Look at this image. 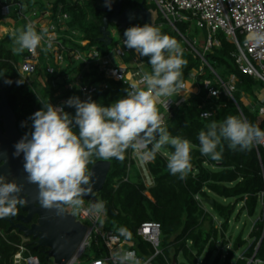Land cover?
Returning <instances> with one entry per match:
<instances>
[{
	"label": "trees",
	"instance_id": "obj_1",
	"mask_svg": "<svg viewBox=\"0 0 264 264\" xmlns=\"http://www.w3.org/2000/svg\"><path fill=\"white\" fill-rule=\"evenodd\" d=\"M12 1L23 3L28 12L36 11L38 15L45 11H51L54 14L53 18H56L58 13L69 14L68 29L61 31V39L68 48L89 49L98 45L104 53L111 48H106L98 41L102 35L100 28L105 15L101 8L102 0H8ZM143 2L146 5L147 0H123V8H137ZM4 3L5 0H0V32L2 26L14 28L16 32L28 24L18 14L19 5H13L9 18L5 17L2 13ZM147 8L149 9L148 6ZM110 27L117 28L114 24H110ZM155 27L179 43L183 50V59L186 61L180 82L188 80L191 71L199 68L201 60L181 45L179 34L167 22H156ZM178 28L185 32L187 24L180 23ZM119 33L123 37L124 31L120 30ZM12 34L13 32L9 31L0 36V72L5 73V79L13 81L11 85H7L0 80V99L2 92L5 91L16 114L20 132L30 131L28 123L31 121L28 117L39 110L42 103L50 102L63 106V100L71 96H79L84 100L77 85L70 87L78 77L84 83L98 85V90L90 95L97 103L107 106L126 95L125 89H129V85L124 81L106 77L95 63L85 69L82 62L67 54L69 64L55 74L48 73L46 61L43 62L45 66L41 71L47 73L45 78L47 90H40L41 94H38L34 91L32 83L28 84L19 74L17 64L28 57L29 52L26 49L22 53L13 51L15 45ZM218 35L221 45L208 52L206 58L225 80L233 74L236 75L238 82L234 96L239 105L224 94L208 98L207 90L201 87L198 92L187 96L185 101L173 108L172 115L164 126L171 136L187 138L191 142V170L185 179L181 180L169 173L167 160L172 151L170 146L163 147L157 152L155 159L147 163L153 177V185L150 187L147 186L136 160L131 157L132 147L126 149L123 160L93 156L87 165L89 173L95 162L111 161L107 181L99 193L106 210L104 226L107 230L132 231L135 248L142 256L150 255L154 250L150 243L137 234V231L144 222H159L163 233L161 246L172 261L176 259L180 263L179 256L183 255L190 264H198L201 257H204L201 264H255L249 263L255 254L256 259L264 261V238L258 246L264 228L262 221H257L251 232V238L254 239L251 243L239 234L234 239V247L227 251L225 258L221 250L228 242L226 236L232 219L234 217L238 219L243 212L253 216L259 206V193L264 190V149L260 147L258 150L254 144L249 150L233 151L227 147V142H224L222 158L218 161L203 156L199 150L198 133L206 130L212 121L222 122L228 115H239L264 129V118L258 114V105L254 103L257 101V90L262 83L239 68L233 54L236 45L224 32H219ZM84 42L87 44L84 45ZM140 60L145 63L146 71L151 69L148 57H140ZM50 61L59 68L60 64L53 55ZM39 67L41 68V65ZM205 77L211 78L213 74L209 72ZM17 80L23 83L17 85ZM104 84H108V87ZM244 95L251 98L252 105H247L242 100ZM65 111L73 115L75 113L73 108L66 106ZM204 111L212 112V115L205 119L202 117ZM150 148L151 145L148 149ZM208 200H213V204ZM20 241L21 233L11 228L7 219L0 218V264H13L12 257L17 251L15 244ZM29 246L44 264L47 249L31 243ZM244 246H246L244 258H236L238 250ZM102 251L97 257L102 255ZM162 260L159 257L156 263L158 264V261L162 263Z\"/></svg>",
	"mask_w": 264,
	"mask_h": 264
},
{
	"label": "clouds",
	"instance_id": "obj_2",
	"mask_svg": "<svg viewBox=\"0 0 264 264\" xmlns=\"http://www.w3.org/2000/svg\"><path fill=\"white\" fill-rule=\"evenodd\" d=\"M113 2L105 0V7L111 10ZM12 35L15 53L33 50L42 40L31 23ZM123 37L127 49L148 57L151 72L140 74L139 84L143 87L132 84L130 89H125V96L107 106L91 97L82 100L79 96L69 97L63 106L42 103L28 117L31 130L14 145L13 156L22 155L23 170L28 181L37 185L43 207L63 203L78 210L82 206L90 177L87 165L93 156L123 160L126 149L132 147L146 150L145 159H155L157 152L170 146L169 173L183 180L191 170V142L171 136L156 106L158 98L171 97L183 88L180 77L186 61L182 48L175 38L150 23L127 27ZM0 80L7 85L13 83L5 79L3 72ZM22 83L16 81L17 85ZM65 106L73 108L74 115L65 111ZM209 116L210 112H202L203 118ZM197 138L201 154L218 161L222 158L224 142L233 151L249 150L254 144L264 143V129L239 115H228L222 122L209 123ZM20 192L15 181L0 175V218L16 214L17 204L24 203ZM104 207L102 201L92 205L97 212ZM113 264H142V261L132 252H117Z\"/></svg>",
	"mask_w": 264,
	"mask_h": 264
},
{
	"label": "built area",
	"instance_id": "obj_3",
	"mask_svg": "<svg viewBox=\"0 0 264 264\" xmlns=\"http://www.w3.org/2000/svg\"><path fill=\"white\" fill-rule=\"evenodd\" d=\"M149 1L156 3L165 22L179 34L182 42H186L190 48L189 50L201 60L199 68L193 69L189 79L182 82L183 88L178 89L171 97H161L157 99L156 106L161 105L163 107V111L159 112L163 125H165L168 118L171 117L173 108L185 101L187 96L198 92L201 87L207 90L208 98L219 97L224 94L229 99L233 100L236 105H239V102L234 96L238 82L236 75L233 74L229 79L225 80L206 58L208 52L213 51L221 45V40L218 35L219 32H224L228 39L236 45V51L233 54L239 68L261 82L264 87V38H262L264 37V0ZM13 5H19L18 14L20 17L24 18L28 24H33L37 32L42 36L40 45L33 50L26 49L29 52V56L17 64L19 74L28 84H31L30 78L38 71L40 58L43 55V51L47 49L50 52V56H47L48 65L46 66V71L48 73L55 74L58 70L67 66L69 64L66 57L67 54L71 58L82 62L85 65V69H88L93 63L97 64L99 70L104 72L106 77L117 81H124L129 85V89L132 84H138L140 87H143V85L139 84L140 74L143 72H151V69L146 71L144 69L145 63L140 60V56L135 50L127 49L124 46V37H121L120 44H116L113 48L111 45L114 43V38L110 46L107 47L104 44L108 49L111 47L107 53H104L98 45L89 49L68 48L61 39V31L68 29L67 21L69 20V14L58 13L56 18H53L54 14L51 11H45L38 15L36 11L28 12L27 7L21 2H8V0H5V3L2 5V13L5 17L9 18ZM149 10L152 11L151 9ZM180 23L187 24L185 31H188V27L192 23L196 24L197 27L207 29L209 35L203 41V49L197 47L196 40H190L185 32L180 31L178 28ZM152 25H156L154 15ZM2 28L5 29L4 35L9 31L14 33V28L7 26H2ZM110 30L112 36L115 29L110 28ZM240 36L244 37V39L242 40ZM83 44L86 45L87 42ZM127 54L133 56V60L136 64L130 66L129 64H123L119 61V58L121 59L127 56ZM52 55L59 62V68H56L50 62ZM208 69L209 72L213 74L211 78L205 77ZM74 84L81 90L83 99H88L90 95L98 90V85L84 83L80 77H78L75 83L70 85V87L74 86ZM104 86L108 87V84H104ZM242 100L247 105L253 104L248 101L246 96H243ZM64 101L66 100H63V102ZM254 103L258 105V114L264 118V110H262L264 109V90L261 92L259 91L257 101ZM56 106L62 105L58 104ZM211 115L212 112H210V116ZM255 146L258 150L260 147L264 149V143L255 144ZM131 150V157L136 160L139 168L145 171L147 186H152L153 177L147 168L148 159L144 158V152L146 150H137L134 148ZM82 199L83 204L78 210H74L70 205H66L68 212L73 214L77 221L85 224L88 229L82 244L72 258L65 264H113V256L117 252H132L137 258L141 259L142 264H157L156 260L159 257H162L167 264H174V261L167 257L161 246L163 238L161 223L144 222L139 227L137 234L141 236L143 240L150 243L154 250L151 255L140 256L135 248L134 233L132 231L100 229L99 223L106 217V210L104 207L102 211L97 212L92 208V205L101 200H98L94 195L90 198ZM259 205L261 206V215L257 221H262L264 223V190L259 193ZM263 238L264 228L258 246ZM226 239L228 240L226 246L221 248L223 251V258H225L227 251L234 247V240L231 239L229 233ZM253 240L254 239H252V241ZM100 241L103 242L105 250L102 251V255L87 261H82V256L89 249H92L94 243L99 244ZM29 243L34 244L32 238L21 235V241L15 244L17 251L12 257L13 264H42L39 256L32 252ZM255 256L256 254L249 260V263L264 264V261L259 258L256 259ZM236 258H244V252L240 255H238L237 252ZM54 261L55 264H60L57 263L55 259ZM177 264L180 263L177 262ZM198 264H201V261Z\"/></svg>",
	"mask_w": 264,
	"mask_h": 264
},
{
	"label": "water",
	"instance_id": "obj_4",
	"mask_svg": "<svg viewBox=\"0 0 264 264\" xmlns=\"http://www.w3.org/2000/svg\"><path fill=\"white\" fill-rule=\"evenodd\" d=\"M102 1L104 2L102 10L105 15L100 28L102 35L98 41L107 47L113 42L110 24L116 25L119 31H124L133 24L153 23L152 11L146 7L144 2L137 8L124 9L123 0H118L112 3L111 10H109L105 7V0ZM16 119L9 97L3 91L0 99V121L3 122V129H0V175L12 177V180L20 186L19 195L24 201L22 204L24 214L16 217L20 223H13L15 215L7 220L11 228L18 229L25 236L31 237L34 244L47 247L49 249L48 258L53 257L57 263L65 264L82 244L88 228L68 212L66 204L56 203L51 207H43L40 203L37 185L28 181L23 170L22 155L13 156L15 143L24 136L18 129ZM111 166L110 160H99L92 165L89 171V184L85 186L87 195L82 198H90L103 190ZM208 202L213 204V200H208ZM34 215L38 216V222L27 226L26 223H30ZM174 264H177L176 259H174Z\"/></svg>",
	"mask_w": 264,
	"mask_h": 264
},
{
	"label": "rangeland",
	"instance_id": "obj_5",
	"mask_svg": "<svg viewBox=\"0 0 264 264\" xmlns=\"http://www.w3.org/2000/svg\"><path fill=\"white\" fill-rule=\"evenodd\" d=\"M149 0H147L146 5L149 7V9H151L153 11V15H154V20L155 22H165L164 17L162 16L158 6L156 5L155 2H150ZM101 8L104 7V2H101ZM103 6V7H102ZM112 29H115L113 32V38H114V43L111 45V47L113 48L116 44H120V40H121V35L119 33V31L117 30V28L111 27ZM5 32V29L2 28L0 36H3ZM186 35L189 37L190 40L192 41H197V47L199 49H203V41L208 37L209 33L207 31V29L205 28H200L197 27L196 24H191L188 27V31H185ZM242 38V40L244 39V37L240 36ZM182 41V40H181ZM181 45H183L184 47L189 48L188 44L186 42H181ZM47 56H50V52L49 50L45 49L43 51V55L40 58V65L41 68L34 74V76H32L30 78V81L32 83V85L34 86V91H36L38 94L40 92V90H47V86L45 85V78H46V71H41V69L45 66V64L43 62L46 61V66L48 65V61H47ZM119 61L123 64H129L130 66H133L134 64H136L133 60V56L130 54H127V56L122 57L121 59L119 58ZM51 62V61H50ZM208 74H209V69L207 70ZM194 84V83H193ZM264 87L263 84H261L258 88V93L259 91H263ZM247 97L248 101L252 104L253 101L251 100V98H249L247 95H244ZM56 106V105H54ZM159 112L163 111V107L161 105L157 106ZM143 171V170H142ZM144 172V176L145 171ZM145 179H147V176H145ZM100 193V192H99ZM99 193H95L94 196L100 200L101 196ZM240 206H238L239 208ZM261 215V206L259 205L256 213L253 216L248 215L247 213L243 212L240 217L238 219H236L235 217L232 219L231 221V227L229 229V235L231 237L232 240H234L239 234H242L244 236V238L248 239L249 243H251L252 238L250 236V233L252 231V228L254 226V224L257 222V220L259 219ZM105 223V218H103L101 220V222L99 223V227L101 230L106 229L104 226ZM220 223V221H219ZM246 246L241 247L238 250V255L242 254L245 250ZM102 250H104V245L103 242L100 241L99 244L94 243L92 249L88 250L83 256H82V261H87L89 259H93L95 257H97V254L99 252H101ZM140 255V254H139ZM151 255V254H150ZM142 256V255H140ZM162 258V257H161ZM163 259V258H162ZM204 257H201L200 261H203ZM163 262H159L158 264H167L164 260H162ZM179 262L180 264H190L189 261L183 256L180 255L179 256ZM44 264H55V261L53 258H48V254H47V259L46 262Z\"/></svg>",
	"mask_w": 264,
	"mask_h": 264
},
{
	"label": "flooded vegetation",
	"instance_id": "obj_6",
	"mask_svg": "<svg viewBox=\"0 0 264 264\" xmlns=\"http://www.w3.org/2000/svg\"><path fill=\"white\" fill-rule=\"evenodd\" d=\"M0 123H2V127L0 129H3V122L0 121ZM28 126L31 130V123H28ZM22 133V132H21ZM22 134H25V133H22ZM8 180H12V177H7ZM21 214H24V212L22 211V204H17V211H16V214L13 218V223L15 224H18L20 223L18 220H17V216L18 215H21ZM12 216H9V217H5V219H8V218H11ZM38 222V216L37 215H34L33 216V219L30 223H26L27 226H31L33 223H37ZM10 223V222H9ZM15 229V228H14ZM17 230V232L21 233V235H25L23 232L19 231L18 229H15ZM33 240V239H32ZM47 249V251L49 250L47 247H45Z\"/></svg>",
	"mask_w": 264,
	"mask_h": 264
},
{
	"label": "crops",
	"instance_id": "obj_7",
	"mask_svg": "<svg viewBox=\"0 0 264 264\" xmlns=\"http://www.w3.org/2000/svg\"><path fill=\"white\" fill-rule=\"evenodd\" d=\"M151 159H148V161H150Z\"/></svg>",
	"mask_w": 264,
	"mask_h": 264
}]
</instances>
